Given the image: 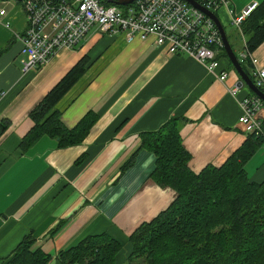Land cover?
<instances>
[{
  "label": "crops",
  "instance_id": "0c3cea01",
  "mask_svg": "<svg viewBox=\"0 0 264 264\" xmlns=\"http://www.w3.org/2000/svg\"><path fill=\"white\" fill-rule=\"evenodd\" d=\"M254 1L263 0H230L218 10L231 21L230 10L239 14ZM0 9L6 10L0 19V124L7 125L0 136V264H10L27 236L34 239L32 252L49 256L48 264H62V251L102 234L122 246L116 264H141L130 259L131 235L178 197L152 179L156 156L142 148V135L178 118L189 169L199 174L221 167L248 139L239 123L241 101L256 94L245 82L239 85L240 74L221 55L225 82L187 55L167 54L153 38L128 42L124 33L103 34L97 26L76 48H62L47 63L24 71L23 1L0 0ZM252 53L264 65V42ZM85 57L86 73L57 108L68 129L96 113L89 134L64 149L45 136L23 152L20 144L33 127L30 113ZM245 69L252 74L250 61ZM234 86L236 96L229 92ZM258 117L264 120V108ZM245 170L250 181L264 182V145Z\"/></svg>",
  "mask_w": 264,
  "mask_h": 264
},
{
  "label": "trees",
  "instance_id": "16d2710c",
  "mask_svg": "<svg viewBox=\"0 0 264 264\" xmlns=\"http://www.w3.org/2000/svg\"><path fill=\"white\" fill-rule=\"evenodd\" d=\"M238 33L248 52L264 42V0ZM220 55L228 58L225 48ZM88 63L87 57L77 63L32 110L33 127L20 144L23 152L45 136L56 139L60 149L85 140L97 114H87L68 129L57 106L86 73ZM246 63L249 60L241 61L244 71ZM247 74L253 79L250 71ZM6 129L7 125L1 123L0 136ZM263 145L264 139L249 134L223 166H209L195 174L188 167L190 155L182 144L178 118L155 132L144 133L142 148L156 156L152 179L174 189L178 197L166 211L131 235L130 259L142 260L141 264H264V182L250 181L245 170V164ZM33 243L31 236L24 238L10 264H48L49 256L31 251ZM121 250L120 243L102 234L62 251L59 260L62 264H116Z\"/></svg>",
  "mask_w": 264,
  "mask_h": 264
},
{
  "label": "built area",
  "instance_id": "2783aa9c",
  "mask_svg": "<svg viewBox=\"0 0 264 264\" xmlns=\"http://www.w3.org/2000/svg\"><path fill=\"white\" fill-rule=\"evenodd\" d=\"M230 0H202L200 4L214 13ZM250 3L239 14L230 10L231 23L241 29L242 23L259 7ZM28 28L22 41L27 54L24 71L47 63L58 50L74 49L95 27L105 33H124L128 42L153 38L169 55L184 54L204 65L225 82L228 73L220 70L219 55L224 43L215 22L184 0H134L125 7L105 5L99 0H23ZM6 10L0 9V19ZM7 25V24H6ZM242 60L253 65L255 86L264 92V65L246 49ZM238 86L229 89L236 96ZM243 115L239 123L248 134L264 139V120L258 112L264 108L257 95L241 101Z\"/></svg>",
  "mask_w": 264,
  "mask_h": 264
},
{
  "label": "water",
  "instance_id": "95a60500",
  "mask_svg": "<svg viewBox=\"0 0 264 264\" xmlns=\"http://www.w3.org/2000/svg\"><path fill=\"white\" fill-rule=\"evenodd\" d=\"M3 1H10V0H3ZM15 1H23V0H15ZM106 3L110 4V5H116V6H120V7H124L127 5H130L134 2V0H104ZM187 3H189L190 5H192L193 7L199 9L200 11H202L203 13H205L206 15H208L216 24L217 28L220 31L223 43H224V48L225 51L227 53L228 59L230 60V62L232 63V65L234 66L235 70L240 74L241 78H242V82H240V86L243 85V82H245L249 88L258 96L260 97L263 102H264V92L260 89H258L255 84L253 83V81L249 78V76L246 74V72L244 71L241 62L239 61L237 55L235 54L230 41L228 39V36L226 34L225 31V27L222 24L221 20L219 19V17L212 11L205 9L198 0H184Z\"/></svg>",
  "mask_w": 264,
  "mask_h": 264
},
{
  "label": "rangeland",
  "instance_id": "374dc122",
  "mask_svg": "<svg viewBox=\"0 0 264 264\" xmlns=\"http://www.w3.org/2000/svg\"><path fill=\"white\" fill-rule=\"evenodd\" d=\"M216 14L218 15L219 19L224 25L226 34L231 44L233 45L236 54L239 55L240 51L243 48V42H242L243 40L242 37L239 35L237 28L231 23L230 17L226 14L223 8L216 11ZM140 262L142 263V260Z\"/></svg>",
  "mask_w": 264,
  "mask_h": 264
}]
</instances>
